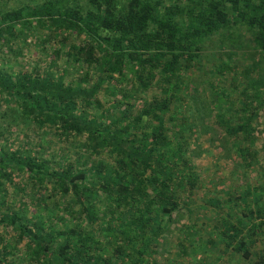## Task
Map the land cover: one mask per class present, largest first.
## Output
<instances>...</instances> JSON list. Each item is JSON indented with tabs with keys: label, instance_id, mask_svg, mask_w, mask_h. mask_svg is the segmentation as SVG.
Here are the masks:
<instances>
[{
	"label": "trees",
	"instance_id": "16d2710c",
	"mask_svg": "<svg viewBox=\"0 0 264 264\" xmlns=\"http://www.w3.org/2000/svg\"><path fill=\"white\" fill-rule=\"evenodd\" d=\"M15 2L0 0V264H175L196 244L252 261L264 192L211 194L193 149L203 131L259 164L264 0ZM226 51L246 69L238 115ZM22 125L39 139L18 143ZM225 204L204 237L202 213Z\"/></svg>",
	"mask_w": 264,
	"mask_h": 264
},
{
	"label": "rangeland",
	"instance_id": "374dc122",
	"mask_svg": "<svg viewBox=\"0 0 264 264\" xmlns=\"http://www.w3.org/2000/svg\"><path fill=\"white\" fill-rule=\"evenodd\" d=\"M12 6L17 4L15 0H10ZM4 2V1H3ZM36 36L28 37L29 40L20 41L19 44L23 47L22 44L25 45L26 58L30 62L31 65H37L38 56L35 54L36 52ZM22 43V44H21ZM223 58L231 60L233 70H231L232 74L235 75L236 78H240L235 84L238 88L236 90V86L230 85V97L229 101H231L230 112H234L235 114H239L240 104L244 100V97L240 95L239 92L243 90L244 85L242 84V76H244V72L246 69L245 64L238 55V52H224ZM11 56V55H10ZM9 58V56H7ZM52 56H49L47 59L49 60ZM13 63L17 62L15 57H11ZM260 61H264L259 58ZM17 65V64H16ZM262 67L264 69V62H262ZM17 70V67H14ZM241 71L243 73H241ZM198 73V72H197ZM196 73V74H197ZM158 91V90H157ZM234 103V104H233ZM7 106L6 102L0 103V126L5 124L6 118L2 116L4 112H6ZM256 127L259 129L258 133L255 135V145L254 151L256 152V158L259 160V164H256L248 169H245L240 165V159L237 157L235 152L221 151L218 143H213L208 138H206V132L201 130V133L204 134L201 139L200 146L194 145V151L198 152V157L195 158V162L199 169L203 171V175L205 174L208 178V182L211 185V194H215L223 198L226 201L229 196L236 195L237 192L241 191V187L244 190L247 186H251L252 188L261 189L264 192V120L262 118H257L254 121ZM23 128H19L20 136L17 139V142H27L30 143L34 140L39 139L41 136L40 132L36 130H32L31 126H23ZM198 130V129H197ZM198 131V132H199ZM200 135H197L196 138H199ZM46 143H49L52 140V137H45ZM198 142H196L197 144ZM242 145H246L244 142ZM219 146V148H218ZM57 147V143L49 146L46 149L47 154L51 152L53 149ZM202 197V196H199ZM247 199V198H246ZM228 203V202H227ZM224 208L221 211H214L212 209L208 210L207 213H202L201 217L203 218L205 225L202 232L204 237H209L213 235V224L216 221L217 215L220 213V216H226V212L231 207L229 204H225ZM30 209L32 206L29 207ZM187 208L194 209L193 216H198V211L202 209L201 207V199L195 200L194 204H190ZM198 208V210H197ZM187 211V209H186ZM175 255V251L172 249ZM191 253L189 254L190 261L187 260L184 256H182L179 262L175 264H206L210 262L211 264H264V237L261 241L255 246L253 249V259L252 261H247L243 259V257L237 253L231 252L230 254H225L222 251V248H211V249H203L200 245L196 244V246L191 248ZM191 255V256H190ZM192 258V259H191Z\"/></svg>",
	"mask_w": 264,
	"mask_h": 264
}]
</instances>
